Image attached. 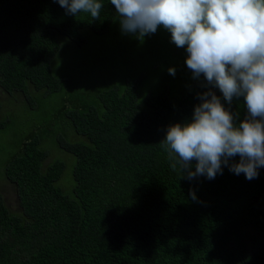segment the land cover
<instances>
[{"label": "trees", "instance_id": "1", "mask_svg": "<svg viewBox=\"0 0 264 264\" xmlns=\"http://www.w3.org/2000/svg\"><path fill=\"white\" fill-rule=\"evenodd\" d=\"M101 3L92 19L57 0H0V110L13 96L32 103L30 92L68 86L52 67L60 39L107 32L118 15ZM187 71L181 94L165 86L142 102L129 80L98 92L99 107L78 100L71 139L56 137L74 156L68 181L64 160L46 164L37 132L19 143L5 173L22 211L0 193V264H264V167L252 180L224 165L214 179L188 180L162 147L168 127L190 119L207 90ZM222 103L239 120L247 115L243 97Z\"/></svg>", "mask_w": 264, "mask_h": 264}, {"label": "clouds", "instance_id": "2", "mask_svg": "<svg viewBox=\"0 0 264 264\" xmlns=\"http://www.w3.org/2000/svg\"><path fill=\"white\" fill-rule=\"evenodd\" d=\"M67 14L99 19L101 0H57ZM121 30L140 38L158 28L187 53L193 77H203L190 119L168 127L162 147L182 178L222 174V165L248 180L264 167V0H110ZM175 75V69L169 68ZM243 97L239 120L222 103ZM238 157V161L233 158ZM189 194L196 196L190 189Z\"/></svg>", "mask_w": 264, "mask_h": 264}, {"label": "rangeland", "instance_id": "3", "mask_svg": "<svg viewBox=\"0 0 264 264\" xmlns=\"http://www.w3.org/2000/svg\"><path fill=\"white\" fill-rule=\"evenodd\" d=\"M82 34L81 43L61 38L59 54L52 61L55 74L69 79L64 90L48 95L30 92L32 103L26 97L17 101V96H13L4 101V109L0 110V193L13 211L22 210L16 187L6 177V164L19 152V143L24 138L37 132L43 148L50 152L46 164L64 160L68 181L74 156L57 148L56 137L71 139L69 114L79 110L78 100L81 109L89 105L99 107L98 92L113 85H125L129 80L136 83L142 102L165 86L170 87L171 95L176 91L181 94L189 87L186 50L176 47L170 32L162 27L140 38L124 33L117 17L107 32L86 28ZM169 68L175 69V75L169 73ZM0 104L3 106L1 99Z\"/></svg>", "mask_w": 264, "mask_h": 264}]
</instances>
